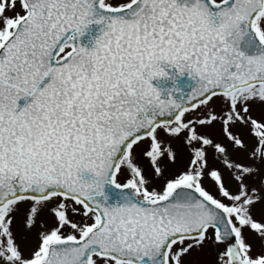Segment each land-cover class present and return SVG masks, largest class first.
<instances>
[{
    "label": "snow or ice",
    "instance_id": "obj_1",
    "mask_svg": "<svg viewBox=\"0 0 264 264\" xmlns=\"http://www.w3.org/2000/svg\"><path fill=\"white\" fill-rule=\"evenodd\" d=\"M0 264H264V0H0Z\"/></svg>",
    "mask_w": 264,
    "mask_h": 264
},
{
    "label": "water",
    "instance_id": "obj_2",
    "mask_svg": "<svg viewBox=\"0 0 264 264\" xmlns=\"http://www.w3.org/2000/svg\"><path fill=\"white\" fill-rule=\"evenodd\" d=\"M181 84H188V85H192L194 86V81H191L187 76H185L182 80H181Z\"/></svg>",
    "mask_w": 264,
    "mask_h": 264
}]
</instances>
